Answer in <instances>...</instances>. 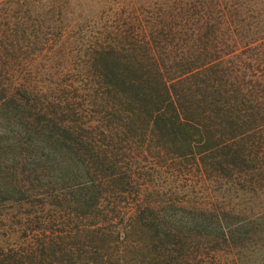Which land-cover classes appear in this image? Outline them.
I'll return each instance as SVG.
<instances>
[{
    "label": "trees",
    "instance_id": "trees-1",
    "mask_svg": "<svg viewBox=\"0 0 264 264\" xmlns=\"http://www.w3.org/2000/svg\"><path fill=\"white\" fill-rule=\"evenodd\" d=\"M196 4L0 15V264H264V58Z\"/></svg>",
    "mask_w": 264,
    "mask_h": 264
},
{
    "label": "rangeland",
    "instance_id": "rangeland-1",
    "mask_svg": "<svg viewBox=\"0 0 264 264\" xmlns=\"http://www.w3.org/2000/svg\"><path fill=\"white\" fill-rule=\"evenodd\" d=\"M186 2L197 3L194 12L201 11L199 14L208 5L214 9L217 2L224 7L226 20H231L232 33L229 34L237 43L235 53L225 58L235 59L237 55L244 67L259 64L257 59L264 58V0H107L106 3L104 0H12L0 4V15L9 13L15 20H113V14L122 8L126 10L125 15L130 14V8H136L134 14L141 19H147L144 10H150L154 14H165V19L170 20L171 6ZM215 196H224L247 208H259L260 200L261 206L264 204L261 197L233 188L220 189Z\"/></svg>",
    "mask_w": 264,
    "mask_h": 264
}]
</instances>
